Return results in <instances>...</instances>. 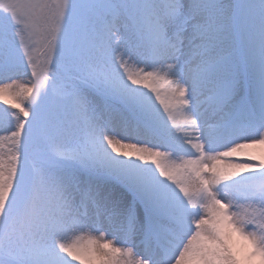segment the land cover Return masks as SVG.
Returning a JSON list of instances; mask_svg holds the SVG:
<instances>
[{"label": "snow or ice", "instance_id": "obj_1", "mask_svg": "<svg viewBox=\"0 0 264 264\" xmlns=\"http://www.w3.org/2000/svg\"><path fill=\"white\" fill-rule=\"evenodd\" d=\"M0 103V264H264V0H0Z\"/></svg>", "mask_w": 264, "mask_h": 264}, {"label": "rangeland", "instance_id": "obj_2", "mask_svg": "<svg viewBox=\"0 0 264 264\" xmlns=\"http://www.w3.org/2000/svg\"><path fill=\"white\" fill-rule=\"evenodd\" d=\"M19 81L20 82L23 81V83L29 84V85L35 83V81L33 80L32 76H31V72L30 71L26 75H23V76L19 77ZM28 102H29V99L28 98H25L24 99V103L27 104ZM14 111H16V110L11 109L7 105L0 104V116L5 117L6 118V121L10 122V123H6L2 127H0V133H2L3 127H10L12 129L15 128V119L11 115V113L14 112ZM16 115H20L18 111H16ZM22 118L23 117L21 116V119ZM241 158H243V157H241Z\"/></svg>", "mask_w": 264, "mask_h": 264}, {"label": "bare ground", "instance_id": "obj_3", "mask_svg": "<svg viewBox=\"0 0 264 264\" xmlns=\"http://www.w3.org/2000/svg\"><path fill=\"white\" fill-rule=\"evenodd\" d=\"M21 82H23V81H21ZM0 104H2V103H0ZM181 120H182V116H181V114H180V113H177V125H176V130H177L178 134H179V130H180L181 128H186V127H187L186 125H183V124L181 123ZM248 151H250L251 153H253V154L257 155V156H259V155H261V154H264V150H262V149H260V148L249 149ZM243 158L246 159L245 157H243ZM243 158L240 157V159H242V160H243ZM233 159H235V158H233Z\"/></svg>", "mask_w": 264, "mask_h": 264}]
</instances>
